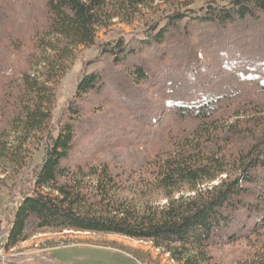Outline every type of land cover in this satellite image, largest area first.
Listing matches in <instances>:
<instances>
[{"label": "trees", "instance_id": "obj_1", "mask_svg": "<svg viewBox=\"0 0 264 264\" xmlns=\"http://www.w3.org/2000/svg\"><path fill=\"white\" fill-rule=\"evenodd\" d=\"M45 7L36 70L14 84L0 128L4 175L28 165L31 145L46 150L5 249L37 233L70 231L150 242L176 264H210L214 244L264 228V111L253 104L229 112L248 86L264 94V0H213L198 11L182 0H45ZM163 7L146 37L103 47V69L80 78L72 116L55 135L57 86L79 48L95 46L115 20L133 25ZM166 57L170 65L154 77ZM143 85L166 96L165 110L193 129L129 175L74 159L80 104L90 94L113 91L140 123L160 118ZM161 198L162 206L153 202Z\"/></svg>", "mask_w": 264, "mask_h": 264}, {"label": "rangeland", "instance_id": "obj_2", "mask_svg": "<svg viewBox=\"0 0 264 264\" xmlns=\"http://www.w3.org/2000/svg\"><path fill=\"white\" fill-rule=\"evenodd\" d=\"M182 1L188 8L198 11L213 0ZM164 9L166 7L151 12L146 19L133 25L115 20L109 28L98 31L95 46L79 48L76 61L57 86L51 124L55 135L72 116L69 108L76 104L80 78L103 69V47H114L121 40L126 42L146 37V31L162 16ZM45 11V0H0V128L6 120V100L13 92L14 84L22 74L36 70L32 60L35 54L39 55L36 31L44 25ZM203 58L201 54L200 59ZM170 63L169 57L159 61L154 66L153 76ZM143 87L160 120L138 122L113 91L90 94L86 102L80 104L81 117L77 120L80 132L74 159L106 163L113 172L129 175L145 169L147 162L167 152L176 139L193 129L192 123L165 110L169 101L166 96L156 88ZM245 92L246 97L234 102L229 112L233 115L238 109L252 108L253 104H258L264 111V94L251 85ZM102 134L111 137L102 139ZM30 148L33 155L25 168L11 169L5 175L0 173V264H176L170 255L156 249L150 242L107 234L37 233L17 247L6 250L9 226L24 196L34 191V171L46 152L42 143ZM153 202L162 206L166 201L161 198ZM209 253L212 256L210 264H252L257 259H264V228L238 242L214 244Z\"/></svg>", "mask_w": 264, "mask_h": 264}]
</instances>
